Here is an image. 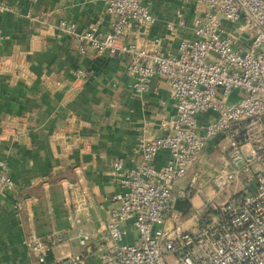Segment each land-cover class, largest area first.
I'll return each mask as SVG.
<instances>
[{"label": "built area", "instance_id": "1", "mask_svg": "<svg viewBox=\"0 0 264 264\" xmlns=\"http://www.w3.org/2000/svg\"><path fill=\"white\" fill-rule=\"evenodd\" d=\"M153 1L104 0L109 22L99 18L83 31L57 20L59 33L98 54H126L137 92L153 77H163L174 112L161 118L162 134L146 132L138 139L137 165L113 162L119 189L108 198L115 206L105 220L106 235L81 228L82 219L69 212L68 226L22 238L31 255L27 264H264V0H198L204 10L192 18L194 37L183 39L175 53L162 51L158 37L143 45L126 42L137 26L155 22ZM13 11L0 0V12ZM177 14L182 22L180 10ZM25 15L35 29L50 25L43 14ZM4 38L0 29V44ZM84 73L73 71L76 77ZM203 111L215 115L205 123L199 117ZM160 150L168 156L156 166ZM213 160L225 166L215 172L217 193L201 203L197 222L182 227L176 218L168 224L176 193L198 192L199 166ZM177 179H185L187 188L175 190ZM13 188L14 179L0 162V194ZM127 222L137 231L135 242L125 238ZM56 248L66 251L56 256Z\"/></svg>", "mask_w": 264, "mask_h": 264}, {"label": "crops", "instance_id": "2", "mask_svg": "<svg viewBox=\"0 0 264 264\" xmlns=\"http://www.w3.org/2000/svg\"><path fill=\"white\" fill-rule=\"evenodd\" d=\"M5 1L14 11L0 12L5 36L0 44V162L14 188L0 194V264H27L31 255L22 238L68 226L69 212L81 217L84 228L106 235L105 220L115 206L108 198L119 189L113 162L120 158L126 167L137 165L138 139L146 132L162 134L160 120L174 107L163 77H153L145 91L137 92L126 54H98L56 29L59 19L73 22L78 31L99 18L107 24L104 0ZM203 10L198 0H154L155 22L137 26L136 36L126 42L143 45L158 37L162 51L175 53L183 39L194 37L192 18ZM26 12L43 14L50 25L35 29ZM77 69L85 73L76 77ZM214 115L203 111L199 117L206 123ZM167 156L160 150L154 164ZM222 165L218 160L200 164L198 192L186 198L192 207L217 193L213 176ZM177 180L175 190L187 188L185 179ZM177 200L167 221L180 216ZM125 225L126 240L135 242L136 229L131 222ZM64 251L57 248L54 255Z\"/></svg>", "mask_w": 264, "mask_h": 264}, {"label": "rangeland", "instance_id": "3", "mask_svg": "<svg viewBox=\"0 0 264 264\" xmlns=\"http://www.w3.org/2000/svg\"><path fill=\"white\" fill-rule=\"evenodd\" d=\"M93 25V24H92ZM222 166H225V164H223ZM183 179H178L177 181H180L182 182ZM212 192H210L209 194H211ZM226 193L229 194L230 193V190H226ZM219 194V192H218ZM177 202H178V209L181 213H180V216L174 221L175 224H178L182 227H186V226H190V225H193L197 222V219L199 218V214L200 212L202 211V209L200 210L201 206L202 205H197V207H192V205L188 202H191V201H187L186 200V197H182V196H177ZM190 199V198H189ZM191 200V199H190ZM174 206H175V203H174ZM171 211V210H170ZM192 215H195L192 216ZM191 217V218H190ZM79 218L81 219V217L79 216ZM186 220V221H185ZM167 221V220H166ZM168 224H171L172 222L171 221H167ZM83 229H86V230H89L87 228H84L83 226L81 227ZM57 249V248H56Z\"/></svg>", "mask_w": 264, "mask_h": 264}, {"label": "bare ground", "instance_id": "4", "mask_svg": "<svg viewBox=\"0 0 264 264\" xmlns=\"http://www.w3.org/2000/svg\"><path fill=\"white\" fill-rule=\"evenodd\" d=\"M225 20L230 21V20H228V19H225ZM175 181H176V180H175ZM176 195H177V193H176ZM180 196H181V195H180ZM182 197H185V196H182ZM175 198H176V197H175ZM186 198H189V197H186ZM173 204H174V203H173ZM172 208H173V205H172V207L169 209V211H170ZM169 211H168V212H169ZM168 212H167V213H168ZM166 216H167V214H166Z\"/></svg>", "mask_w": 264, "mask_h": 264}]
</instances>
